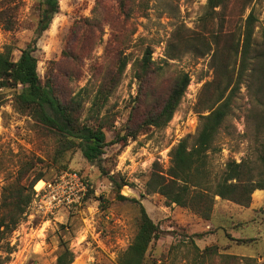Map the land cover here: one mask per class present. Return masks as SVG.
<instances>
[{"label": "rangeland", "instance_id": "374dc122", "mask_svg": "<svg viewBox=\"0 0 264 264\" xmlns=\"http://www.w3.org/2000/svg\"><path fill=\"white\" fill-rule=\"evenodd\" d=\"M40 2L0 0V52L11 48L13 58H19L34 36ZM206 4L207 0H59V12L34 54L42 81L54 83L61 99L81 92L85 117L101 83L112 79L125 59L128 63L102 108L108 145L99 163L89 162L80 149L67 152L60 161L56 135L15 108L18 89L0 85V214L3 187L17 181L29 192L37 171L50 182L65 171H78L91 184L80 203L60 206L54 213L38 210L34 194L20 223L0 243L2 258L8 242L14 247L4 264H55L60 239L75 254L72 264H119V255L138 230L139 202L162 231L149 247L148 264H191V241L200 249L214 246L215 264L223 262L220 253L264 264V188L254 191L247 206L216 197L208 220L146 189L155 164L166 170L172 148L184 138L193 142L199 132V94L213 77L212 51L206 53L208 45L213 46L212 35H239L250 11L243 14L244 0H231L216 12L207 11ZM253 8L259 19L255 32L260 34L264 0H254ZM148 49L152 69L140 80L137 66ZM169 53L177 57L169 58ZM181 73H189L191 81L172 120L162 128L144 124ZM252 107L242 86L208 152L213 179L230 160L250 158L259 165L264 130L257 141ZM38 183L35 192L42 186Z\"/></svg>", "mask_w": 264, "mask_h": 264}, {"label": "trees", "instance_id": "16d2710c", "mask_svg": "<svg viewBox=\"0 0 264 264\" xmlns=\"http://www.w3.org/2000/svg\"><path fill=\"white\" fill-rule=\"evenodd\" d=\"M230 1L207 0V11L224 9ZM253 2L254 0H244L243 14L247 9L250 11L241 25L239 35L235 31L227 35L222 32L213 34V46L210 44L206 49V53L212 51L213 77L203 84L199 94L201 126L197 136L193 142L184 138L172 148L171 163L166 170L155 164L146 185L148 193H159L166 198L168 204L175 203L190 208L207 220L211 218L216 197L247 206L251 203L254 191L264 188L263 140L260 141L257 153L258 166L250 158L241 162L230 160L221 175L213 179L208 160V152L213 147L220 128L232 113L233 101L242 86L247 88L253 101L250 112L257 124V141L264 130V32H255L259 19ZM58 12L59 0H41L34 36L21 50L19 58H13L11 48L0 52V85L18 89L15 108L29 114L44 129L56 135V156L60 161L67 152L80 149L89 162L99 163L108 145L105 131L108 120L102 114V108L117 87L128 61L125 59L122 62L112 79L101 83L84 117L85 99H82L81 92L69 100H63L57 94L54 83L50 80L43 82L38 72V59L34 54L37 42ZM221 38L224 40L221 41ZM151 54L148 49L137 66L136 74L140 80H145L152 69ZM168 57L174 59L177 56L169 53ZM190 81L189 73L178 75L162 105L147 115L144 124L157 128L166 126L172 120ZM257 167L260 168L259 171H256ZM20 178L23 179L24 176ZM43 178L44 175L37 171L28 185L29 192L17 181L3 187L0 243L22 220L35 194L34 186L38 181H46ZM139 205L141 216L138 230L129 246L119 255V264H148L149 247L162 234L145 206L140 202ZM59 246L55 264H72L75 254L69 243L60 239ZM13 248L8 242L7 255L0 257V264L10 259ZM190 249L191 264H215L212 262L217 254L214 246L200 249L191 241ZM219 256L223 260L222 264H251L256 261L252 257H238L233 254L220 253Z\"/></svg>", "mask_w": 264, "mask_h": 264}, {"label": "built area", "instance_id": "2783aa9c", "mask_svg": "<svg viewBox=\"0 0 264 264\" xmlns=\"http://www.w3.org/2000/svg\"><path fill=\"white\" fill-rule=\"evenodd\" d=\"M90 187L89 180L78 171H65L57 181H43L41 187L36 186L35 207L45 213H54L60 206L80 203Z\"/></svg>", "mask_w": 264, "mask_h": 264}, {"label": "bare ground", "instance_id": "6f19581e", "mask_svg": "<svg viewBox=\"0 0 264 264\" xmlns=\"http://www.w3.org/2000/svg\"><path fill=\"white\" fill-rule=\"evenodd\" d=\"M40 183H42V184H43V181H39V183H38V186L40 185Z\"/></svg>", "mask_w": 264, "mask_h": 264}]
</instances>
